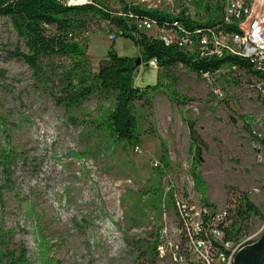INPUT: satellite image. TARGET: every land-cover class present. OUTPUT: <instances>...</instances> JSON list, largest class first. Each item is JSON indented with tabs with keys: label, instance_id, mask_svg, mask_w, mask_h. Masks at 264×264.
I'll list each match as a JSON object with an SVG mask.
<instances>
[{
	"label": "rangeland",
	"instance_id": "374dc122",
	"mask_svg": "<svg viewBox=\"0 0 264 264\" xmlns=\"http://www.w3.org/2000/svg\"><path fill=\"white\" fill-rule=\"evenodd\" d=\"M207 1L163 0L157 7L156 0L127 2L171 15L186 10L203 22ZM217 2L223 0H212L214 6ZM108 6L120 9L116 0ZM81 20L85 24L77 32L81 41L96 32L95 64L111 46L121 56L136 52L128 39L111 42L107 34L111 27L100 17ZM15 50L27 52L10 19L2 17L0 148L10 146L25 156L15 166L12 189L4 191L0 204V249L15 252L23 242L28 264H174L172 256L161 260L151 249L163 224L181 228L184 221L195 223L197 211L205 206L236 209L243 193L261 215L241 221V227L236 221L230 229L250 244L261 238L264 146L252 131L260 124L264 128V100L254 77L232 73L228 67L204 77L177 66L158 78V68L141 65L134 73V86L145 88L160 81V87L152 91L151 106L136 104L141 134L137 153V146L118 142L99 125L103 115L97 97L69 110L57 105L58 75L36 80L28 65L11 56ZM61 62L69 65L65 59H56L55 65L62 66ZM191 123L207 145L198 167L206 186L205 201L191 174Z\"/></svg>",
	"mask_w": 264,
	"mask_h": 264
},
{
	"label": "trees",
	"instance_id": "16d2710c",
	"mask_svg": "<svg viewBox=\"0 0 264 264\" xmlns=\"http://www.w3.org/2000/svg\"><path fill=\"white\" fill-rule=\"evenodd\" d=\"M109 1L88 0V3L83 5L67 6L60 0H0V18L10 19L13 28L27 48V52L21 50L11 52L12 57L28 65L36 80H44V78L47 80L52 75H58L60 94L55 96L56 104L69 110L82 105L92 97H97L103 115L99 125L118 142L138 146L141 141L139 122L135 115L136 104L142 102L151 106L152 91L156 92L159 89L160 81L145 88L134 86L133 81L135 71L141 65L150 67L151 60L155 59L158 62V78L162 72H169L177 66L199 75L206 73L214 75L224 67H228L232 73L240 72L244 75L243 70L247 68L246 76L259 77V74L239 57L230 56L223 59L200 57L185 53L177 45L167 46L161 40L139 31L128 16L131 12L136 17L155 20L160 26L167 28H172L175 22H180L191 34L196 29H200L201 33L205 34L207 30L223 24L222 3L217 2L214 6L212 0H208L205 5L207 18L200 22L194 20L186 10H182L176 16L157 9H146L126 0H116L120 9L113 11L108 6ZM84 16L100 17L108 22L109 27L117 30L119 37L130 40L141 50L140 57L121 56L114 46H111L94 70L92 59L88 54L89 40L81 41L82 36L77 34L85 26L81 20ZM227 29L236 30V26H227ZM194 37L196 34L192 35V38ZM56 59L59 61L65 59L69 65L66 66L61 62L62 66H56ZM232 67H237V70H233ZM105 101L109 102L108 106L103 105ZM190 135L193 155L191 174L196 189L205 201L206 186L198 167L207 145L196 131L194 123L190 124ZM260 143L264 146V138ZM24 156L25 153H19L10 146L0 148V204L2 205L4 191L12 189L14 168ZM165 165L168 166L169 163L166 162ZM236 207L240 227L241 221L247 220L252 215H261L247 193H243L238 198ZM1 243L0 232V247H2ZM157 247L158 242H155L151 249L158 256ZM27 254L28 249L23 242H20L15 252L0 249V264H28Z\"/></svg>",
	"mask_w": 264,
	"mask_h": 264
},
{
	"label": "built area",
	"instance_id": "2783aa9c",
	"mask_svg": "<svg viewBox=\"0 0 264 264\" xmlns=\"http://www.w3.org/2000/svg\"><path fill=\"white\" fill-rule=\"evenodd\" d=\"M221 3L224 5L223 24L207 30L205 34L200 29L191 34L180 22L167 28L155 20L136 17L131 12L128 16L139 31H155V38L167 46L177 45L187 54L219 59L231 56L246 61L259 74L255 85L264 100V0H223ZM66 5L71 6L72 2ZM227 26H236V30H228ZM107 34L111 42H116L119 37L116 29L108 28ZM195 34L196 37L192 38ZM149 66L157 69V60H151ZM232 69L237 70V67ZM246 71L247 68L243 70L245 76ZM202 76L209 77L210 74ZM215 94L223 97L219 90H215ZM261 126L252 131L259 142L264 138ZM135 150L141 153L138 146ZM176 204L180 206L179 201ZM196 215L197 222L184 221L181 228L169 222L163 224L157 247L159 259L172 256L174 264H234L238 252L250 244L247 239L240 241L234 236L239 233L230 229L238 222L234 205L217 211L205 206Z\"/></svg>",
	"mask_w": 264,
	"mask_h": 264
},
{
	"label": "water",
	"instance_id": "95a60500",
	"mask_svg": "<svg viewBox=\"0 0 264 264\" xmlns=\"http://www.w3.org/2000/svg\"><path fill=\"white\" fill-rule=\"evenodd\" d=\"M234 264H264V233L256 243L248 244L238 252Z\"/></svg>",
	"mask_w": 264,
	"mask_h": 264
},
{
	"label": "crops",
	"instance_id": "0c3cea01",
	"mask_svg": "<svg viewBox=\"0 0 264 264\" xmlns=\"http://www.w3.org/2000/svg\"><path fill=\"white\" fill-rule=\"evenodd\" d=\"M126 1H130V0H126ZM137 1H139V2H141L142 1V3L144 2V1H146V0H137ZM163 0H156V3L157 4H155V6H157V5H159L161 2H162ZM138 2V3H139ZM137 3V5H140V6H142L143 8L145 7V4H138ZM145 3V2H144ZM155 6H154V8H155ZM146 7H148V6H146ZM153 8V7H152ZM95 34H96V32H95ZM95 34L93 35V37L92 38H90V40H89V47H88V54H89V56L91 57V59H92V65L94 66V67H98V63H99V61L100 60H98L97 61V63L95 64L94 63V61H93V57H92V49H93V45H94V43H95ZM128 41V40H127ZM130 41V40H129ZM130 47L132 48V50L133 51H136V52H134L131 56L132 57H135V56H133L134 54H137V55H140L141 54V50L139 49V48H137L132 42H130ZM119 53V52H118ZM119 55H121V53H119ZM96 62V61H95Z\"/></svg>",
	"mask_w": 264,
	"mask_h": 264
},
{
	"label": "bare ground",
	"instance_id": "6f19581e",
	"mask_svg": "<svg viewBox=\"0 0 264 264\" xmlns=\"http://www.w3.org/2000/svg\"><path fill=\"white\" fill-rule=\"evenodd\" d=\"M87 1L86 0H72V3L73 4H77V3H80V4H85ZM78 5V4H77Z\"/></svg>",
	"mask_w": 264,
	"mask_h": 264
}]
</instances>
